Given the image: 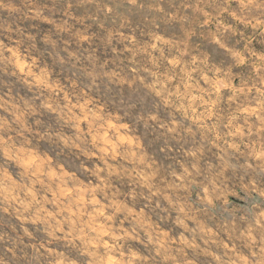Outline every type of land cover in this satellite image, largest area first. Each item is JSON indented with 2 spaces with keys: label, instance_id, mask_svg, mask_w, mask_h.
I'll list each match as a JSON object with an SVG mask.
<instances>
[{
  "label": "rangeland",
  "instance_id": "1",
  "mask_svg": "<svg viewBox=\"0 0 264 264\" xmlns=\"http://www.w3.org/2000/svg\"><path fill=\"white\" fill-rule=\"evenodd\" d=\"M0 264H264V0H0Z\"/></svg>",
  "mask_w": 264,
  "mask_h": 264
}]
</instances>
